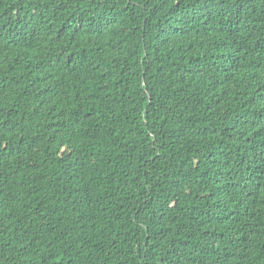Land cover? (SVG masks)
<instances>
[{"label":"trees","instance_id":"1","mask_svg":"<svg viewBox=\"0 0 264 264\" xmlns=\"http://www.w3.org/2000/svg\"><path fill=\"white\" fill-rule=\"evenodd\" d=\"M0 264H264V0H0Z\"/></svg>","mask_w":264,"mask_h":264}]
</instances>
